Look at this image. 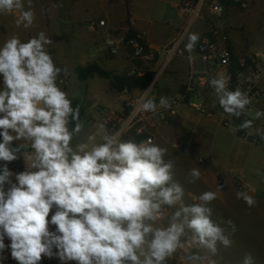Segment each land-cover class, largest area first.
I'll return each instance as SVG.
<instances>
[{"label": "clouds", "instance_id": "1", "mask_svg": "<svg viewBox=\"0 0 264 264\" xmlns=\"http://www.w3.org/2000/svg\"><path fill=\"white\" fill-rule=\"evenodd\" d=\"M17 11L16 27L31 28L32 0L27 8L25 0H0V14ZM199 38L190 33L185 51L193 52ZM51 44L44 31L27 40L14 33L0 44V262L10 249L17 264H40L43 257L62 264H167L180 252L186 264H217L220 247L231 248L237 231L233 220L213 218L217 193L185 203L175 160L152 138L124 139L103 124L85 133L80 106L58 83L71 73L56 65ZM209 83L223 112L239 119L251 103L247 92L229 89L220 74ZM148 91L136 112L172 107L169 97L157 104ZM262 117L257 110L254 119ZM254 119L238 128L264 140ZM21 157L24 170H10ZM256 174L264 178L259 169ZM200 177L199 168H191L187 182ZM236 198L256 205L247 191ZM242 264H255L252 253Z\"/></svg>", "mask_w": 264, "mask_h": 264}, {"label": "crops", "instance_id": "2", "mask_svg": "<svg viewBox=\"0 0 264 264\" xmlns=\"http://www.w3.org/2000/svg\"><path fill=\"white\" fill-rule=\"evenodd\" d=\"M40 1L42 0H32V8L35 11V20L33 26L29 29H24L22 26L20 28L16 27L15 20L19 16L18 11L9 15L0 14V44H2L6 38L14 33L18 34L21 40H27L30 37L35 36L40 31H44L45 33L47 32V23L44 17L45 13L43 12L44 9H42L40 5ZM53 1L59 3L61 18H64L67 25L65 27H68L67 29H70L72 26H74L77 29L79 35V39L77 41L78 44L75 47V51H71L69 58L72 59V57H74L76 60L84 62L80 63L79 65H86V62L84 60L87 59L89 60L88 63H95L101 69L108 71L112 75L125 73L127 70L137 66L143 67L146 70L145 67L152 62L154 64L153 72L155 75V71L157 68L156 66H158L160 57L162 56V49L172 42L177 32L181 29L184 21V17L181 15L178 8L180 0H128L127 6L124 0ZM260 1L261 0H250L249 5L245 9V11L251 8L250 6H254V3L256 4ZM25 6L27 8V0H25ZM45 9L47 10L48 15L50 14L51 17L53 14V9H49V7L48 9ZM54 13L56 12L54 11ZM128 19L134 20L133 27L129 26ZM97 20H104V26L90 28L91 25L96 23ZM208 25L209 23L207 20L197 21L195 23V27L193 28V33H197L199 35L204 34ZM133 30L143 33L145 36L148 46V53L145 58L139 60L132 59L129 50L125 47L119 48V50L115 54H110L108 52L104 44L105 38H108L109 36L127 37L132 33ZM187 43L188 38H185L181 44L184 55L175 56L166 65L164 70L160 72L155 78L152 90L153 94L157 97L160 98L161 96H171L173 94L179 93L182 90L186 82L188 69L187 58L185 55L192 54V52L189 53L185 51V45ZM98 78L102 79L103 81L97 82V84L101 85V89L100 91L95 93L100 96L99 99L101 103L106 104L113 111L121 110L122 100H127V97H129L130 94H134L137 89H139L122 88V90L120 92L118 91L117 93L111 88L110 78ZM104 88H106L108 92H106ZM140 91L142 90L140 89ZM106 93H109V98L102 100V97ZM110 94L112 96V99H110ZM178 107L175 110V114L171 116L168 124L165 125V127H155V131H157L158 134V139L159 133H162V136L164 138L167 134H169V132L164 128H167L170 123H173L174 116L178 113ZM199 117L204 118L205 120L208 119L201 115H199ZM197 122L198 121H195V123ZM190 132H192V136H194L193 129L190 130ZM198 142L199 139H194V141H192V137L189 136L188 143L186 145L189 146L188 149H191L190 151L192 152H180L174 154L170 158L175 160L176 162L174 178L178 182H180L185 189L186 195L184 202L190 204V199L192 197L199 196L202 192L205 191H214L217 193V199L212 201L210 205L214 209V212L221 211V209L229 210V208L226 207V202L228 201L227 199L229 197L228 193H230V191L233 189L230 188V176L232 174H235L243 180L246 186H248V193L250 195H253L256 200V205L251 208L258 207L260 203L258 193L264 192V183H256L252 185L249 184L248 177L244 175L243 169H236L227 172V170H222L220 169V167L214 168L210 153L208 151L204 153L207 161L206 166L197 164L193 158V151L200 148L197 147ZM157 143L160 144V142ZM262 157H264V154H262ZM166 159L169 158L166 157ZM191 168H199L201 172L200 179L195 183L187 182L188 172ZM260 170L264 172V162H262V167L260 168ZM222 173H224L223 176L225 182L223 186H218L216 185V179L218 175ZM235 200H237L235 204H238V202L239 204H243L241 202H244L242 199ZM215 205L217 207H220V209H217V207L215 209ZM231 213V210L227 211V214L229 216H232ZM213 218L217 219L214 213ZM51 230L54 231L55 226H52ZM237 258H239V256H237ZM214 259L217 260V264H230L229 257L220 254V250L218 252V255L214 257ZM240 262L242 261H240V259H237V261H234V264H240ZM73 264H75V262ZM167 264H186L184 260V253H178L174 259L168 260Z\"/></svg>", "mask_w": 264, "mask_h": 264}, {"label": "rangeland", "instance_id": "3", "mask_svg": "<svg viewBox=\"0 0 264 264\" xmlns=\"http://www.w3.org/2000/svg\"><path fill=\"white\" fill-rule=\"evenodd\" d=\"M40 2L42 9H44V17L47 23L46 35L52 40V44L48 46V51L52 55L57 66L61 68L66 66L71 73V75L66 77L62 75L58 83L62 81L60 86L63 90L68 92L69 97L72 100L78 99L84 105L85 115L83 121L85 122V133L88 131H95L98 124L105 125L106 129L110 126L116 127L119 123L118 119L127 112L130 102L140 94V89H137L134 94H130L127 100H122V109L119 111H113L106 104L101 103L99 99L100 96L95 92L101 89V85L97 84V82H102L103 80L96 76L84 81L79 80L76 76L75 68L77 66H85L79 65L84 62H80L74 57H72V59L69 58L71 51L74 52L78 44L79 35L77 29L74 26L70 29L65 27L67 26L66 21L64 18H61L58 2H54L53 0H42ZM224 5L226 12L224 13V17L229 25L227 32L231 40L230 43H233L234 49L237 51H264V0L256 4L254 3V6H250L251 8L247 11H245L246 8H239L238 4L232 0H226ZM48 7L49 9H53L51 17L45 9H48ZM54 11L56 13H54ZM162 59L163 55L160 57L158 66L162 62ZM84 61L86 65L91 64L88 63L89 60L87 59ZM158 66H156V70ZM137 68L145 70L143 67L137 66ZM145 68L146 70L144 72H151L152 75H154L153 62ZM110 85L112 90L117 93L122 90L117 89L111 78ZM104 90L108 92L106 88H104ZM108 94L109 93H106L102 97V100L108 99ZM110 99H112L111 94ZM195 121L198 122L195 123ZM155 127L156 126L147 128L146 133L149 134L156 143L160 142L161 146L168 148V155L166 157L171 158L174 154L180 152H192L190 151L191 149H188L189 146L186 145L189 136H191L192 141H194V139H199L197 147L200 148L193 151V158L197 164H199V158H206L204 153L208 151L214 168L220 167V169L227 170V172L243 169L244 175L248 177L249 184L264 183V178L256 174L257 169L260 170L262 162H264V157H262L264 153L253 145L243 143L232 128H224L217 125L213 118L205 120L204 118H200L198 112L190 107L179 105L178 113L174 116L173 123H170L167 128H164L169 132L165 138L162 136V133H159L158 139ZM160 127H165V125H160ZM192 129L194 131V136H192L193 133L190 132ZM125 138L128 139L132 137L126 135ZM9 166L11 168L20 166L24 170L23 158L21 157L17 161L8 164V167ZM223 175L224 173L218 175L216 185L223 186L225 182ZM234 176L235 174L230 176V188L233 189L228 193L227 205L225 204L226 207L231 210L232 216L227 214L229 210L226 209L214 212L217 220L222 219V217L223 219L225 218V220L231 219L235 222L237 227V231L233 237L235 243L231 248L220 247V254L228 256L230 264H234V261H237V259L242 261L244 254L250 252L254 257L255 264H264V192L258 193V198H260L258 207L249 208L245 202H241L243 204H239V202L235 204L237 201L235 200L237 199L236 193L240 191L248 192L249 188L242 179L241 183L243 187H238L233 182ZM192 200L191 198V203H193ZM216 207L215 205V209ZM217 209H220V207H217ZM4 242L6 245L10 244L7 238H5ZM7 250L8 249L5 250L4 256L9 254ZM237 256H239V258H237ZM240 264H242V262H240Z\"/></svg>", "mask_w": 264, "mask_h": 264}, {"label": "built area", "instance_id": "4", "mask_svg": "<svg viewBox=\"0 0 264 264\" xmlns=\"http://www.w3.org/2000/svg\"><path fill=\"white\" fill-rule=\"evenodd\" d=\"M239 8L245 9L250 0H232ZM179 11L184 17L181 29L175 38L162 49L163 59L153 75L152 81L140 94L130 102L127 112L118 119L117 126H110L107 131L114 133L121 131L123 138L129 135L137 141L151 138L146 133L147 128L167 125L171 116L179 105H186L206 118H213L215 123L224 128H232L234 133L241 138L242 142L250 144L264 152V140L259 136H248L247 130H239L238 126L245 119H254L257 110L264 111V51H237L230 43L227 32L229 25L224 17L225 5L221 0H180ZM207 20L209 25L204 34L199 35V41L195 45L192 54H186L187 78L179 93L167 96L171 99L170 109H158L156 114L136 112L137 101L143 95L145 89H149L148 98L159 104V97L153 94L154 80L164 70L166 65L175 57L184 55L181 44L190 33L197 21ZM130 27L134 26V20L128 19ZM104 26V20H97L90 28ZM104 44L110 54H115L119 48L125 47L129 50L134 60L145 58L148 53V46L143 33L132 31L127 36L108 37ZM159 64V63H158ZM142 68L133 67L125 72L127 75L142 76L145 72ZM217 74L228 79V87L231 90L240 88L247 92L251 103L247 106L244 114L239 119L229 116L220 108L216 101L214 89L209 81ZM255 128H264V117L254 119ZM200 165L207 164L206 158H199ZM10 167V166H9ZM11 168V167H10ZM241 178L233 177V182L238 187H243ZM192 202H194L192 200ZM5 259L0 264H17L11 258L10 249L7 250ZM74 262H68L73 264ZM40 264H62L53 257H43Z\"/></svg>", "mask_w": 264, "mask_h": 264}, {"label": "trees", "instance_id": "5", "mask_svg": "<svg viewBox=\"0 0 264 264\" xmlns=\"http://www.w3.org/2000/svg\"><path fill=\"white\" fill-rule=\"evenodd\" d=\"M126 6L128 5V0H124ZM224 4L226 0H221ZM76 76L79 80L84 81L87 79L92 78L94 75L101 77V78H111L116 85L117 89H131V88H139L144 89L146 86L150 84L152 81V73L151 72H145L142 76H134V75H127L125 73L115 74L112 75L108 71H105L101 69L97 64L91 63L85 66H77L75 68ZM73 106H80V116L81 119H84L85 111H84V105L81 101L78 99L72 100ZM13 163V162H12ZM2 166V164H0ZM12 171L21 172L23 171L22 167L14 166L13 168H9Z\"/></svg>", "mask_w": 264, "mask_h": 264}]
</instances>
